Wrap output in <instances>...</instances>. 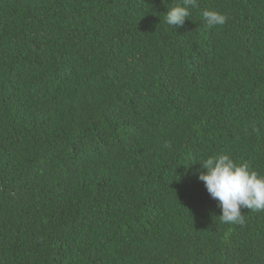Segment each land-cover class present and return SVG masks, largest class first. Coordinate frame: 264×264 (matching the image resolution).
Returning a JSON list of instances; mask_svg holds the SVG:
<instances>
[{
	"label": "trees",
	"instance_id": "obj_1",
	"mask_svg": "<svg viewBox=\"0 0 264 264\" xmlns=\"http://www.w3.org/2000/svg\"><path fill=\"white\" fill-rule=\"evenodd\" d=\"M179 2L0 0V264H264L198 179L264 174V0Z\"/></svg>",
	"mask_w": 264,
	"mask_h": 264
},
{
	"label": "clouds",
	"instance_id": "obj_2",
	"mask_svg": "<svg viewBox=\"0 0 264 264\" xmlns=\"http://www.w3.org/2000/svg\"><path fill=\"white\" fill-rule=\"evenodd\" d=\"M198 0H180L168 7L166 23L174 28L182 27L190 15V9ZM201 16L208 27L223 26L227 16L219 11L204 9ZM168 148V142L164 143ZM198 179L204 183L209 195L218 202L220 219L224 223H244L242 209L264 211V174L246 163H238L228 153L208 156L201 161Z\"/></svg>",
	"mask_w": 264,
	"mask_h": 264
}]
</instances>
